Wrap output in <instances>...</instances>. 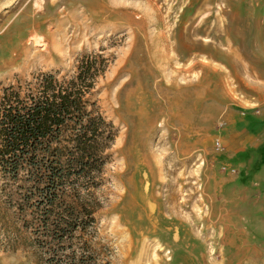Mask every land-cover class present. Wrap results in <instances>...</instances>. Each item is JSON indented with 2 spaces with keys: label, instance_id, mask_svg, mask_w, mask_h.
Wrapping results in <instances>:
<instances>
[{
  "label": "rangeland",
  "instance_id": "1",
  "mask_svg": "<svg viewBox=\"0 0 264 264\" xmlns=\"http://www.w3.org/2000/svg\"><path fill=\"white\" fill-rule=\"evenodd\" d=\"M86 53L106 59L94 97L117 130L97 191L111 264H264L238 152L264 147V0H0L3 84ZM34 262L0 227V264Z\"/></svg>",
  "mask_w": 264,
  "mask_h": 264
},
{
  "label": "trees",
  "instance_id": "2",
  "mask_svg": "<svg viewBox=\"0 0 264 264\" xmlns=\"http://www.w3.org/2000/svg\"><path fill=\"white\" fill-rule=\"evenodd\" d=\"M106 66L86 53L72 74L0 82V227L28 234L34 264H111L96 217L117 136L94 97Z\"/></svg>",
  "mask_w": 264,
  "mask_h": 264
},
{
  "label": "crops",
  "instance_id": "3",
  "mask_svg": "<svg viewBox=\"0 0 264 264\" xmlns=\"http://www.w3.org/2000/svg\"><path fill=\"white\" fill-rule=\"evenodd\" d=\"M259 125L264 128V120ZM251 138H253V135ZM246 142V139H244V145L247 144ZM238 152L243 157V172L241 177H244L249 183H254V186H257L259 190L262 189L264 197V147L244 146L238 149Z\"/></svg>",
  "mask_w": 264,
  "mask_h": 264
},
{
  "label": "built area",
  "instance_id": "4",
  "mask_svg": "<svg viewBox=\"0 0 264 264\" xmlns=\"http://www.w3.org/2000/svg\"><path fill=\"white\" fill-rule=\"evenodd\" d=\"M215 146H216L217 148H220V146H221V144H220V140H219L218 138L216 139Z\"/></svg>",
  "mask_w": 264,
  "mask_h": 264
},
{
  "label": "bare ground",
  "instance_id": "5",
  "mask_svg": "<svg viewBox=\"0 0 264 264\" xmlns=\"http://www.w3.org/2000/svg\"><path fill=\"white\" fill-rule=\"evenodd\" d=\"M152 12L154 13V10H153V8H152ZM204 256H205V255H204V254H202V257H201V258H204Z\"/></svg>",
  "mask_w": 264,
  "mask_h": 264
}]
</instances>
